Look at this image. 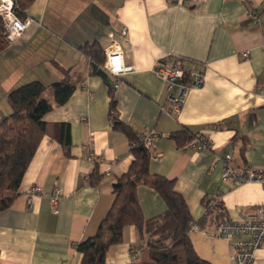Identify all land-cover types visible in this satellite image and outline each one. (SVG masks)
<instances>
[{
  "label": "crops",
  "instance_id": "0c3cea01",
  "mask_svg": "<svg viewBox=\"0 0 264 264\" xmlns=\"http://www.w3.org/2000/svg\"><path fill=\"white\" fill-rule=\"evenodd\" d=\"M23 13L33 22L0 50V117L10 111V89L61 78L53 61L69 69L74 90L43 116L46 133L18 195L0 211V264H80L75 244L96 232L113 201L112 184L134 158L127 136L112 126L111 97L116 117L137 137L158 134L149 147V169L174 180L192 220L202 224L188 232L196 254L210 264H232L231 246L239 237L215 236L218 221L204 214L213 195L231 222L264 203L261 184L223 182L217 160L230 154L237 170L264 169V0H32ZM92 43L103 52L112 43L122 50L131 70L119 77L118 87L104 84L81 51ZM160 61H178L204 75L171 114L166 85L155 70ZM45 96L52 102L49 90ZM183 127L209 145L196 149L189 140L178 146L169 135ZM85 143L91 144V158ZM94 167L100 179L92 184ZM34 185L41 191L30 196ZM136 195L144 218L164 212L151 187L139 184ZM143 247L136 227L127 225L123 241L108 248L105 264H139ZM252 264H264V248L256 250Z\"/></svg>",
  "mask_w": 264,
  "mask_h": 264
},
{
  "label": "trees",
  "instance_id": "16d2710c",
  "mask_svg": "<svg viewBox=\"0 0 264 264\" xmlns=\"http://www.w3.org/2000/svg\"><path fill=\"white\" fill-rule=\"evenodd\" d=\"M31 1L14 0L18 16H25L23 8ZM3 30L0 17V50L7 44ZM81 51L99 67L103 66L105 55L96 43L83 45ZM53 62L61 72L60 79L50 85L32 80L6 93L10 111L0 117V211L8 208L18 195L26 168L41 137L46 133L47 125L42 119L43 116L54 105L66 103L74 90L69 69ZM48 90L51 92L52 102L45 96ZM114 102L111 97L109 114L112 126L127 136L134 158L128 169L112 184L114 198L96 232L75 244L76 250L82 255L80 264H105L108 248L123 241V229L127 225H134L138 235L144 240L139 264H210L196 254L188 237L193 225L202 224L192 220L184 198L174 189V180L150 172L149 147L142 145L137 134L118 120L114 112ZM195 136L186 127L169 135L178 146L184 145ZM64 137L63 143L67 147L68 133ZM89 177L92 184L100 179L96 167ZM139 184H145L158 193L166 206L164 212L147 219L143 217L136 195ZM223 215L221 206L212 209L206 204L205 220L218 221V225L225 221Z\"/></svg>",
  "mask_w": 264,
  "mask_h": 264
},
{
  "label": "built area",
  "instance_id": "2783aa9c",
  "mask_svg": "<svg viewBox=\"0 0 264 264\" xmlns=\"http://www.w3.org/2000/svg\"><path fill=\"white\" fill-rule=\"evenodd\" d=\"M0 17L3 22V36L7 44L16 41L25 29L33 22L30 16L20 17L15 12L14 0H0ZM254 19H256L255 15ZM125 34V28L120 30V35ZM105 60L102 68L107 72L113 87H118L119 77L130 71L131 67L123 61L122 50L117 44H109L104 48ZM243 57H248V52H243ZM155 70L166 85V100L170 104V111L167 114L177 112L183 102L184 96L189 90L200 87L204 81L202 72L187 71L178 61L158 62ZM165 109L162 107V110ZM85 118H82L83 121ZM158 134L148 131L138 135V140L145 147H150ZM189 146L201 149L207 147L209 143L202 137L195 136L189 142ZM91 144L85 143L84 150L87 157H92ZM222 162L221 180L230 183L256 182L264 187V169L261 167L249 166L242 170H237L230 164L231 155L227 154L222 158H217ZM41 190L34 185L30 189V196L39 193ZM57 194L52 197V203L56 204ZM212 209L220 206L217 195H213L207 201ZM56 212V210H54ZM195 225H193L194 227ZM215 236L229 240L235 236L231 246L230 261L232 264H252L256 250L264 248V203L247 215L242 221L231 222L222 221L215 227Z\"/></svg>",
  "mask_w": 264,
  "mask_h": 264
},
{
  "label": "water",
  "instance_id": "95a60500",
  "mask_svg": "<svg viewBox=\"0 0 264 264\" xmlns=\"http://www.w3.org/2000/svg\"><path fill=\"white\" fill-rule=\"evenodd\" d=\"M91 66H92V69L100 76L104 84L106 85L111 84L110 77L108 76L107 72L102 67H99L94 62H92Z\"/></svg>",
  "mask_w": 264,
  "mask_h": 264
}]
</instances>
